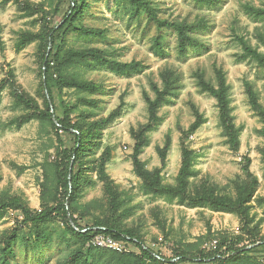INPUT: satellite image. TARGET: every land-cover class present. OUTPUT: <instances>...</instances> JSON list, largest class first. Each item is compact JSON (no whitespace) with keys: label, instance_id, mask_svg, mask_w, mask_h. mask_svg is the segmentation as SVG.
Listing matches in <instances>:
<instances>
[{"label":"rangeland","instance_id":"obj_1","mask_svg":"<svg viewBox=\"0 0 264 264\" xmlns=\"http://www.w3.org/2000/svg\"><path fill=\"white\" fill-rule=\"evenodd\" d=\"M149 3L154 16L130 0H78V20L65 43L54 47L47 35L71 14V0H0V85L8 72L15 75L0 103V202L19 199L35 212L66 204L80 227L130 233L161 264H264V0ZM171 24L201 27L192 34L197 47L186 56L179 54ZM52 51L54 118L43 71ZM133 62L141 64L138 75L122 77L111 69ZM223 85L239 130L238 151L210 92ZM167 86L174 96L160 109L159 124L145 133L154 87ZM122 104L120 116L107 122ZM59 121L88 137L77 160L71 158L75 135ZM139 132L149 142L140 160L148 171H160L163 186H178L185 144L194 151L197 173L187 199H225L241 214L147 194L133 161ZM75 162L73 191L64 177ZM62 214L35 228L20 210L0 212V264H151L128 242L124 252L98 246L96 237L84 243ZM214 256L225 261L201 262Z\"/></svg>","mask_w":264,"mask_h":264},{"label":"trees","instance_id":"obj_2","mask_svg":"<svg viewBox=\"0 0 264 264\" xmlns=\"http://www.w3.org/2000/svg\"><path fill=\"white\" fill-rule=\"evenodd\" d=\"M132 3L145 7L147 12L154 16L153 9L150 7L149 0H130ZM199 4L202 5H214L216 4V0H195ZM81 6L78 4V0H71V14L67 15L63 25L59 26L58 29H51L47 35V42L50 46H56L58 40L61 41L63 45L65 43V36L68 33V30L73 28V24L78 20L77 13L80 11ZM170 27L174 30V32L178 36V51L180 56H186L189 48H196L197 45L194 43L192 38V34L196 31V29H200V26L195 25H187V24H171ZM62 33V37L60 35ZM240 44L247 52L251 53L252 50L250 47L244 42L243 39L240 40ZM161 46V45H159ZM161 48V47H159ZM58 51H61V47L59 46ZM159 52V49L155 51ZM52 52L48 54L50 56L47 57V53L44 58L43 71L46 78L45 81V90L48 93V116L50 118L55 117V112L53 108V93H52V83L51 80H48V75L51 72V66L49 64V59L51 57ZM260 58V57H258ZM111 69L113 73L122 77H131L133 75H138L141 73V64L139 63H113L111 65ZM15 79V75L13 71L7 73V78L2 81L0 85V103L3 90L5 89V83L9 82L12 86H14L13 80ZM174 89L172 87L167 86L165 89L160 90L158 87H154V92L156 97L154 100L148 101V112H149V125L143 129L145 133H150L155 129V127L159 124L161 118L159 116V111L163 105L167 104L170 101V98L173 95L172 91ZM210 92L216 97L219 104L221 119L223 122V127L226 132V137L229 139V144L233 147V150L238 151L240 148L239 141V130L237 129L233 118L230 113V104L225 96L226 88L223 85L221 91L210 90ZM124 104L120 106V108L114 111L107 122H111L114 119H117L123 108ZM53 122V121H52ZM61 128L64 131L72 132L75 135L76 147L73 149L71 154V158L73 156L77 160L79 156H81V152L88 144V137L85 133L76 129L69 122L59 121ZM200 125L197 123L192 131L198 130ZM144 132H139L135 137V149L133 154L134 168L136 175L144 181V191L147 194L153 195L154 197H166L168 199H178L181 205L186 204L187 202H192L191 208H199L205 207L207 205L212 206L211 208L215 212H236L241 214V209L238 205H235L231 202H228L225 199H208V198H200L197 200L189 201L187 199V188L189 186L190 180L194 179L197 176V173L194 171L193 163L195 160L194 151L188 148L185 144L182 146V165L179 171L177 181L178 186L176 188L165 187L162 184L160 171L150 172L146 169L145 164L140 160V156L143 153L144 149L149 145V142L144 138ZM75 152V153H74ZM78 162H75L74 169L71 171L68 170L64 177L65 179V187L67 189L75 190L77 186V180L79 177V173L76 172V165ZM163 163H165V156L163 157ZM71 175V180H70ZM8 209L20 210L26 222L31 223L33 227L39 228L41 225L50 222L55 216H59L61 211L63 210V222L68 230L76 237L81 239L84 243H88L93 240V238L97 236H105L114 239L118 242H128L136 247H138L142 253V260L146 263L149 261L151 264H161V258L159 255H155V253L145 247L140 239L135 237L130 233H125L120 231L115 227H92V228H82L80 227L76 220L70 217L69 209L66 204H62L56 207H48L41 212H35L31 210L29 207L25 206L19 199H13L8 202H0V212H4ZM180 261L187 260L186 257L178 256ZM207 260L213 263H219L225 261L222 256H214L209 257V259H204L201 262H206Z\"/></svg>","mask_w":264,"mask_h":264},{"label":"built area","instance_id":"obj_3","mask_svg":"<svg viewBox=\"0 0 264 264\" xmlns=\"http://www.w3.org/2000/svg\"><path fill=\"white\" fill-rule=\"evenodd\" d=\"M95 243L100 247H106L118 252H124L125 251V245L126 242H118L115 241L112 238L105 237V236H97L95 239ZM215 246V245H213Z\"/></svg>","mask_w":264,"mask_h":264},{"label":"water","instance_id":"obj_4","mask_svg":"<svg viewBox=\"0 0 264 264\" xmlns=\"http://www.w3.org/2000/svg\"><path fill=\"white\" fill-rule=\"evenodd\" d=\"M71 172L70 173H72V168H71V170H70ZM70 180H71V175H70Z\"/></svg>","mask_w":264,"mask_h":264}]
</instances>
